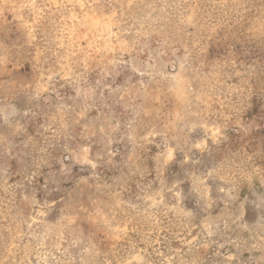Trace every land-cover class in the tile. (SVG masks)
<instances>
[{
  "label": "rangeland",
  "instance_id": "rangeland-1",
  "mask_svg": "<svg viewBox=\"0 0 264 264\" xmlns=\"http://www.w3.org/2000/svg\"><path fill=\"white\" fill-rule=\"evenodd\" d=\"M0 264H264V0H0Z\"/></svg>",
  "mask_w": 264,
  "mask_h": 264
}]
</instances>
